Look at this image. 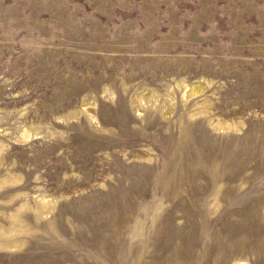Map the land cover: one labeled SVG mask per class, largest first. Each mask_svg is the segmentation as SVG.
I'll use <instances>...</instances> for the list:
<instances>
[{
	"label": "rangeland",
	"instance_id": "1",
	"mask_svg": "<svg viewBox=\"0 0 264 264\" xmlns=\"http://www.w3.org/2000/svg\"><path fill=\"white\" fill-rule=\"evenodd\" d=\"M0 264H264V0H0Z\"/></svg>",
	"mask_w": 264,
	"mask_h": 264
}]
</instances>
